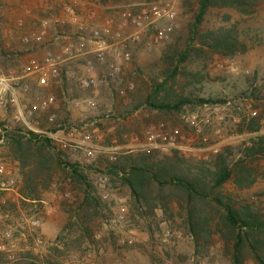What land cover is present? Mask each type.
Here are the masks:
<instances>
[{
	"label": "rangeland",
	"instance_id": "rangeland-1",
	"mask_svg": "<svg viewBox=\"0 0 264 264\" xmlns=\"http://www.w3.org/2000/svg\"><path fill=\"white\" fill-rule=\"evenodd\" d=\"M71 1L0 0V34L3 35V41L13 42L12 49L15 51L11 56L0 59V77L19 75L21 67L31 57L43 58L45 55L54 54L64 46L63 37L74 36L55 23L59 18L68 19L63 10L72 6ZM154 1L157 0H108L106 3L81 0L72 9L81 17H85L90 10L99 19H104L114 16L127 6ZM197 1L172 0L177 17L176 30L169 42L149 46L140 44L132 49L131 72L134 74L132 82L135 87L128 98L121 100L116 96L115 88L123 85L126 79L120 84L117 80L109 82L107 87L94 95V106H87L86 100L93 95L79 87L75 74L78 65L76 62L64 65L61 76L51 80L45 88L35 87L34 77L26 78L24 83L27 89L20 85L14 86L18 99L33 103L50 94L56 95L57 105L43 112V126L52 132H75L78 137L87 131L103 132V140L98 141L95 138V143L100 146L134 145L137 144L136 139L138 143L146 142L147 132L157 131L161 123L180 131L184 138L180 145L190 150L179 151L195 159L197 156L209 155V148L214 145H219L220 149L228 145L238 146L250 136L236 132L241 117L251 111L248 103L260 110L264 109V0L250 15H242L229 8L210 9L198 27V33L220 28L234 29L238 32L242 47L231 57L209 53L197 56L192 53L191 58L182 64V67L193 72L209 74L210 79L203 83L201 98L223 102L186 107L184 113L179 114L158 113L138 104L149 92L150 82L155 78L161 80V58L168 46L177 44L180 50L188 44L190 48L198 47L197 42H189L190 25L194 21ZM41 19L48 20L52 25L48 40L37 47L22 43L21 36L33 31ZM11 33L12 37H9ZM57 36L59 41L55 40ZM254 78L260 91V98L256 100L250 98V82ZM50 112L56 117L53 124L45 120ZM14 114V108L9 105L2 106L0 126L1 122L8 129L19 126L13 121ZM190 115H196L200 120H209L204 132V136L209 139L207 145L188 127L186 119H182V116ZM218 130L220 137L215 133ZM170 149L175 148L164 150ZM56 151L62 152L61 159L64 162H79L82 165L94 163V167H101L96 161L87 158L82 151ZM105 163L107 162H103ZM91 180L105 198L115 203L112 213L108 214L99 228L95 243L83 245L82 249L72 255L50 259L46 248L63 231L68 211L76 201L73 185L70 184L72 180L57 168L55 159H49L36 168L23 167L10 158L5 140L0 143V200L3 199L4 203L11 200V204L19 212L16 214L9 210L7 215H0V247L5 248L4 253L0 254V264H50L47 259L53 264H229L220 257L219 244L212 248L209 257H198L192 239L179 229L169 231L166 223L161 224V234L154 231L151 235L139 229L140 227L128 221L127 193L123 189L109 191L106 186L110 182L102 174L92 175ZM9 181L13 182V186H8ZM261 191H264V179L259 180L248 195ZM58 194L64 195L59 197ZM46 204L52 206L50 214L44 212ZM58 248L61 249L62 245L58 244Z\"/></svg>",
	"mask_w": 264,
	"mask_h": 264
},
{
	"label": "trees",
	"instance_id": "trees-1",
	"mask_svg": "<svg viewBox=\"0 0 264 264\" xmlns=\"http://www.w3.org/2000/svg\"><path fill=\"white\" fill-rule=\"evenodd\" d=\"M98 1L106 3L108 0ZM261 1L198 0L189 38V42H197L198 47L190 48L188 44L180 50L177 44L168 46L161 58V80L155 78L150 82L149 92L138 104L158 113L179 114L184 113L186 107L223 102L201 98L203 83L210 79L209 74L193 72L182 64L192 53L222 57L237 54L242 43L234 29L198 33V27L210 9L229 8L250 15ZM99 18L97 21L101 22L103 18ZM1 42L3 35L0 34V59L14 54L13 42L11 50L4 49ZM33 84L40 88L49 86L40 85L36 78ZM250 87V98L259 99L255 78ZM248 104L251 111L241 117L236 132L255 136H247L238 146H224L219 153L209 154L201 161L178 149H157L150 153L125 154L112 164H103L105 161L99 158L96 160L97 165H101L99 168L94 167V163L64 162L62 152L57 153L48 137L20 125L8 129L1 122L10 158L23 167L35 168L55 159L57 168L72 180L76 201L68 211L63 231L46 248L50 259L72 255L83 245L95 243L99 228L115 207L113 200L105 198L91 180L92 175L102 174L110 182L106 186L109 191L123 189L127 193L128 221L139 229L151 235L154 231L161 234V224L166 223L169 231L179 229L192 239L198 257H209L212 248L219 244L220 257L229 264H264V191L248 195L256 183L264 179V109ZM37 117L44 125V114ZM10 201L0 200L1 216L7 215L9 210L19 213ZM58 244L62 245L61 249ZM47 263L53 264L49 259Z\"/></svg>",
	"mask_w": 264,
	"mask_h": 264
},
{
	"label": "built area",
	"instance_id": "built-area-1",
	"mask_svg": "<svg viewBox=\"0 0 264 264\" xmlns=\"http://www.w3.org/2000/svg\"><path fill=\"white\" fill-rule=\"evenodd\" d=\"M79 0H72L64 13L68 19H57L56 25L64 27L74 36H65L64 46L54 54L45 55L43 58L31 57L20 69V74L0 77V108L9 105L15 109L13 121L23 128L40 136H46L52 140L54 147L61 151L83 152L85 156L93 161L101 158L107 163H116L121 156L128 153L145 152L150 153L157 149L175 148L180 151L185 149L180 145L183 135L176 128H170L161 123L157 131H149L146 135V142L134 145L100 146L95 143L104 139L103 132H84L80 137L75 132L62 133L60 131H48L37 117L50 108L57 105L56 95L50 94L38 102H21L14 86H22L27 89L24 80L34 77L40 85H49L51 80L60 77L62 67L66 64L78 63L75 69L79 87L93 95L86 100V105L94 106V95L108 86L109 82L119 81L123 85L117 86L114 90L116 96L124 100L134 90L132 82L134 74L131 72L132 49L137 45L167 43L176 30V8L172 0H159L143 5H133L119 10L114 16L97 21L95 13H86L85 17L76 15L72 9L78 5ZM27 13L28 10H25ZM51 24L48 20L39 21L33 31L24 34L21 42L27 46H40L48 40ZM12 37V33L9 35ZM76 37V38H74ZM59 41V37L55 38ZM4 49L11 50V40L1 42ZM129 79V80H127ZM10 94V95H9ZM9 96V99H8ZM76 102V101H75ZM78 105V102L75 103ZM250 107V106H249ZM186 119L188 127L200 136V141L207 145L209 139L204 136L205 128L209 125L208 119H198L196 115ZM49 124L56 121L55 114L51 113L46 118ZM220 137V131L215 132ZM251 134L249 137H254ZM4 142V131L0 126V143ZM210 154H217L220 151L219 145L211 146ZM136 151V152H135ZM205 157L197 156L196 160L201 161ZM12 181L7 182L13 186ZM62 197V196H60ZM45 214L52 212V206L46 204ZM40 242V240H38ZM5 248L0 247V253ZM13 258V257H11ZM115 264V263H113Z\"/></svg>",
	"mask_w": 264,
	"mask_h": 264
}]
</instances>
